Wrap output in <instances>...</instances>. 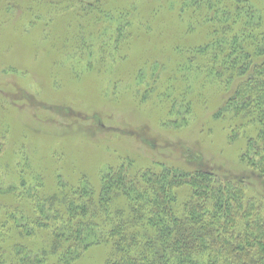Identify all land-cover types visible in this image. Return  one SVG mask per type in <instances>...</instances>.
Instances as JSON below:
<instances>
[{
    "label": "rangeland",
    "instance_id": "1",
    "mask_svg": "<svg viewBox=\"0 0 264 264\" xmlns=\"http://www.w3.org/2000/svg\"><path fill=\"white\" fill-rule=\"evenodd\" d=\"M187 1L0 0V188L39 189L15 170L21 161L53 193L82 181L98 191L110 168L163 165L244 179L264 206V181L241 162L254 129L216 116L232 88L171 78L193 47L211 53ZM110 252L101 243L73 264H105Z\"/></svg>",
    "mask_w": 264,
    "mask_h": 264
},
{
    "label": "trees",
    "instance_id": "2",
    "mask_svg": "<svg viewBox=\"0 0 264 264\" xmlns=\"http://www.w3.org/2000/svg\"><path fill=\"white\" fill-rule=\"evenodd\" d=\"M193 3L189 19L208 24L211 53L193 47L179 57L171 78L197 73L212 86L232 88L216 116L254 129L241 162L264 181V6L255 0ZM37 168L26 161L15 166L39 184L35 193L24 191V180L22 189L0 188L6 193L0 195V264H73L101 243L111 245L105 264H264V206L246 198L244 179H219L203 168L121 166L102 175L96 192L82 181L53 193L45 191Z\"/></svg>",
    "mask_w": 264,
    "mask_h": 264
}]
</instances>
